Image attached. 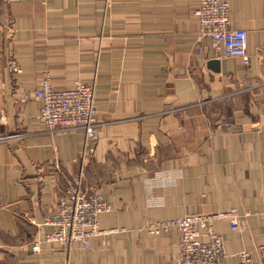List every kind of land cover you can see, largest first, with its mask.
<instances>
[{
    "label": "crops",
    "instance_id": "obj_1",
    "mask_svg": "<svg viewBox=\"0 0 264 264\" xmlns=\"http://www.w3.org/2000/svg\"><path fill=\"white\" fill-rule=\"evenodd\" d=\"M201 1L0 0V136L14 135L0 141V264H177L180 232L171 222L230 211L241 228L226 218L213 224L225 243L218 264H238L241 250L256 258L264 0H230L232 25L248 35V68L199 37ZM44 71L58 89L78 78L95 84L92 138L44 127L33 97ZM219 122L233 127L216 131ZM56 162L110 205L97 215L107 232L87 248L44 238L45 216L66 185Z\"/></svg>",
    "mask_w": 264,
    "mask_h": 264
},
{
    "label": "built area",
    "instance_id": "obj_2",
    "mask_svg": "<svg viewBox=\"0 0 264 264\" xmlns=\"http://www.w3.org/2000/svg\"><path fill=\"white\" fill-rule=\"evenodd\" d=\"M194 16L199 26V37L209 38L211 47L220 57H239L244 66L249 67L248 35L245 30L232 25L230 0H202ZM11 70L17 71V67ZM44 72L43 82L33 96L41 103L38 118L44 127L50 132L81 131L87 139L92 138L100 124L97 118L98 102L93 95L95 84L77 79L68 88L56 89L51 83L50 72ZM223 126L231 128L233 124L219 122L216 131ZM11 137L14 135L0 136V140ZM56 169L66 180V185L58 192L56 203L45 216L44 225L51 231L44 238L49 242H73L87 248L90 238L107 232L98 227L97 215L107 211L110 205L104 202L98 188L83 174L67 176L59 162H56ZM224 218L231 228H241L234 211L186 215L172 221L181 234L177 264H218L224 257L225 243L213 224ZM32 250L40 251L38 242H35ZM255 254L254 259L247 250L241 257L239 252L238 264H264V241L257 246Z\"/></svg>",
    "mask_w": 264,
    "mask_h": 264
},
{
    "label": "trees",
    "instance_id": "obj_3",
    "mask_svg": "<svg viewBox=\"0 0 264 264\" xmlns=\"http://www.w3.org/2000/svg\"><path fill=\"white\" fill-rule=\"evenodd\" d=\"M79 80H82V81H86V82H91V81H89V80H84L83 78H78ZM77 80V79H76ZM75 80V81H76ZM74 84V83H73ZM72 84V85H73ZM55 86V85H54ZM70 87V86H69ZM55 88H56V86H55ZM68 88V87H67ZM56 89H58V88H56ZM61 89H64V87L63 88H61ZM99 122V121H98ZM100 123V122H99ZM1 141V140H0ZM187 215H192V214H187ZM194 215H197V214H194ZM186 215H184V216H181V217H179V218H184ZM179 218H175L174 219V221H176L177 219H179ZM171 225H174V226H176L175 224H171ZM177 227V226H176ZM180 241H181V234H180ZM180 244V243H179ZM178 255H179V251H178V254H177V257H178ZM176 262H177V260H176Z\"/></svg>",
    "mask_w": 264,
    "mask_h": 264
},
{
    "label": "rangeland",
    "instance_id": "obj_4",
    "mask_svg": "<svg viewBox=\"0 0 264 264\" xmlns=\"http://www.w3.org/2000/svg\"><path fill=\"white\" fill-rule=\"evenodd\" d=\"M201 225H203V224H201ZM177 229L179 230V228H177ZM108 231H110V230H108ZM113 231H116V229H115V230L113 229ZM207 232H208V233H211L210 230H207ZM244 253H245V250H241V251H240V257H241ZM223 254H224V256L226 257L225 250H224V253H223ZM238 254H239V253H238ZM238 258H239V257H238Z\"/></svg>",
    "mask_w": 264,
    "mask_h": 264
}]
</instances>
